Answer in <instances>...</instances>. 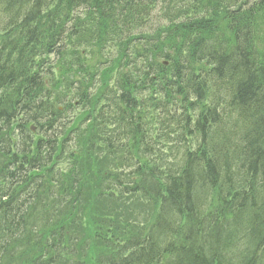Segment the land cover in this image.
Listing matches in <instances>:
<instances>
[{"label": "trees", "instance_id": "trees-1", "mask_svg": "<svg viewBox=\"0 0 264 264\" xmlns=\"http://www.w3.org/2000/svg\"><path fill=\"white\" fill-rule=\"evenodd\" d=\"M101 63L118 76L70 150L82 119L53 89L95 114ZM94 148L113 162L92 191ZM95 191L157 212L125 238L97 224L93 264H264V0H0V264H89Z\"/></svg>", "mask_w": 264, "mask_h": 264}, {"label": "rangeland", "instance_id": "rangeland-1", "mask_svg": "<svg viewBox=\"0 0 264 264\" xmlns=\"http://www.w3.org/2000/svg\"><path fill=\"white\" fill-rule=\"evenodd\" d=\"M168 5H166L163 2L157 3L154 7L151 6V13L149 15L150 23H159V24H167L166 21L167 18V9ZM174 9V6L171 7V10ZM169 14H172L169 12ZM159 20H157V19ZM109 47L105 48V50L102 52V59L106 60L110 57H113L117 59L119 57L118 53L120 50V46L118 43H120V38L117 39L116 37L113 39H110ZM123 44V42H122ZM80 48H86V46H82L79 44ZM76 48V47H74ZM95 62V61H94ZM55 62H52L51 64H54ZM99 65L98 67H95V74H94V87L90 89L94 96L93 103L96 105L95 107V114L92 112H87L91 107L85 105L84 103H79V100H75L76 95L74 92V85L73 88L70 90L65 89V84L61 83L60 87L54 88V93L58 94V92H66L68 94L67 99H72L73 101V107L68 112L67 115L70 114L72 116L73 120L77 118H81V122L73 129L72 135H71V145L70 150H80V147L83 145V138L87 134V125L90 124L91 119L93 115H96L98 113L103 112V103L105 100V96L109 92V90L112 91V86L114 85V81L117 78V74L119 73L118 67H112L108 68L109 64L106 66ZM94 65H96L94 63ZM93 70V69H92ZM122 72V70H121ZM55 74L61 76L56 69ZM57 80V76H56ZM54 83H57L56 81H50L48 84V88L52 89ZM57 85V84H56ZM59 85V84H58ZM150 95V91L144 92L141 96L148 97ZM59 108L63 109V104L59 105ZM94 117V116H93ZM147 117L149 120H151L150 125L153 126L155 121V110L150 108L149 111H147ZM90 119V120H89ZM73 125V124H72ZM155 130V127H153ZM95 144L97 141H95ZM84 147V146H83ZM102 148H94L92 151H88L89 157L86 159V163H88L91 167L88 172V183H90V188H95L96 184L100 182V176L99 172L100 170H106L111 169V161L110 157H108L106 154L104 155ZM64 162L66 159H63ZM68 164V163H67ZM62 165H65L62 163ZM106 197H96L95 192H90L88 199H86L88 202L85 203L86 211L89 213V218H91V224H87L83 228V232L80 233V235L84 234L88 239V255L87 260L89 264H93L96 257L101 253L105 252L108 247L104 245V243L99 239V237L95 236L93 233V230L98 228V225L104 228L105 234H109L110 231L114 232L113 227L110 225H114L122 229V238H125L127 236H132L138 233L140 230H146L152 221L155 218L157 210L152 206L149 202L142 199L138 195H128L126 197H117V198H106ZM87 205V206H86ZM87 220V219H86ZM95 221V223H94ZM2 235L0 231V236Z\"/></svg>", "mask_w": 264, "mask_h": 264}, {"label": "bare ground", "instance_id": "bare-ground-1", "mask_svg": "<svg viewBox=\"0 0 264 264\" xmlns=\"http://www.w3.org/2000/svg\"><path fill=\"white\" fill-rule=\"evenodd\" d=\"M91 83H92V88H93V87H94V83H95V82L91 81Z\"/></svg>", "mask_w": 264, "mask_h": 264}]
</instances>
